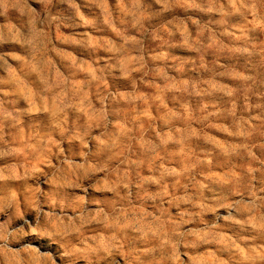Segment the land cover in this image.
<instances>
[{
  "label": "clouds",
  "instance_id": "1",
  "mask_svg": "<svg viewBox=\"0 0 264 264\" xmlns=\"http://www.w3.org/2000/svg\"><path fill=\"white\" fill-rule=\"evenodd\" d=\"M0 264H264V0H0Z\"/></svg>",
  "mask_w": 264,
  "mask_h": 264
}]
</instances>
